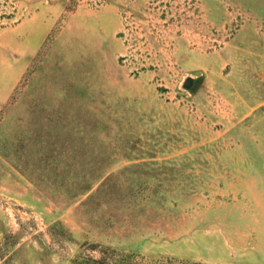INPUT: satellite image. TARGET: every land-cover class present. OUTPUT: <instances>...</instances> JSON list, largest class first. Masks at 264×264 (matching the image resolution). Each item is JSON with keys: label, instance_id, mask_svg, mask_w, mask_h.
Listing matches in <instances>:
<instances>
[{"label": "rangeland", "instance_id": "1", "mask_svg": "<svg viewBox=\"0 0 264 264\" xmlns=\"http://www.w3.org/2000/svg\"><path fill=\"white\" fill-rule=\"evenodd\" d=\"M104 249L264 264V0H0V264Z\"/></svg>", "mask_w": 264, "mask_h": 264}, {"label": "trees", "instance_id": "2", "mask_svg": "<svg viewBox=\"0 0 264 264\" xmlns=\"http://www.w3.org/2000/svg\"><path fill=\"white\" fill-rule=\"evenodd\" d=\"M132 258L133 256L129 254H109L105 249L101 250V255L98 257L81 251L72 259L71 264H134Z\"/></svg>", "mask_w": 264, "mask_h": 264}, {"label": "water", "instance_id": "3", "mask_svg": "<svg viewBox=\"0 0 264 264\" xmlns=\"http://www.w3.org/2000/svg\"><path fill=\"white\" fill-rule=\"evenodd\" d=\"M192 83H193V79L189 77V78L186 79L184 85H185L186 88H190Z\"/></svg>", "mask_w": 264, "mask_h": 264}]
</instances>
